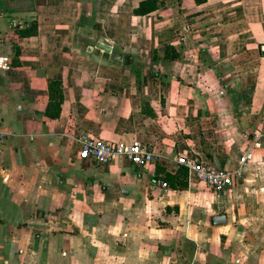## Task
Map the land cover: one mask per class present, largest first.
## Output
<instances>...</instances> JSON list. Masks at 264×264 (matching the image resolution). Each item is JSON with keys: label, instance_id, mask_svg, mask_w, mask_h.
<instances>
[{"label": "crops", "instance_id": "1", "mask_svg": "<svg viewBox=\"0 0 264 264\" xmlns=\"http://www.w3.org/2000/svg\"><path fill=\"white\" fill-rule=\"evenodd\" d=\"M140 1L17 0L0 15V264H264V0L137 16ZM79 134L154 160H79ZM243 157L223 192L159 183L179 158L232 170Z\"/></svg>", "mask_w": 264, "mask_h": 264}, {"label": "built area", "instance_id": "2", "mask_svg": "<svg viewBox=\"0 0 264 264\" xmlns=\"http://www.w3.org/2000/svg\"><path fill=\"white\" fill-rule=\"evenodd\" d=\"M3 136V127L0 122V141ZM76 142L80 145L77 153L78 159L93 162L97 166L110 165L116 158H122L136 166H144L151 163L155 155L152 149L140 142L129 145L114 144L87 134H79ZM178 163L187 169L188 177H193L199 185L218 193L240 183L244 174L245 157L241 158L236 168L232 170L219 169L207 162L196 161L193 158H179ZM159 183L161 187H167L164 182Z\"/></svg>", "mask_w": 264, "mask_h": 264}, {"label": "trees", "instance_id": "3", "mask_svg": "<svg viewBox=\"0 0 264 264\" xmlns=\"http://www.w3.org/2000/svg\"><path fill=\"white\" fill-rule=\"evenodd\" d=\"M32 3V0H29ZM93 4L96 0H90ZM164 0H142L140 1L138 7L133 11L137 16H147L156 12L159 7L163 4ZM196 5H201L205 0H193ZM17 4V0H0V15L9 13L13 11ZM32 30L22 29L17 31L19 37H27L34 35L36 33V25L33 23ZM166 58V56H165ZM133 75L135 77L139 76V71L133 70ZM49 105L46 108L45 114L49 118H57L60 114L61 104L63 101V95L61 90V83L58 81H53L49 85ZM187 169L180 166L175 174L165 173L162 180L170 189L172 190H183L187 188Z\"/></svg>", "mask_w": 264, "mask_h": 264}, {"label": "water", "instance_id": "4", "mask_svg": "<svg viewBox=\"0 0 264 264\" xmlns=\"http://www.w3.org/2000/svg\"><path fill=\"white\" fill-rule=\"evenodd\" d=\"M96 48L101 50V51H103V52H106V53H110L111 52V48L110 47H108V46H106L104 44H101V43L96 44ZM262 53L264 54V52H262ZM118 60H120V59L118 58ZM128 61H129V59H127V62ZM223 221H224L223 217H215V218L212 219V222L213 223L215 222L217 224H221V223H223Z\"/></svg>", "mask_w": 264, "mask_h": 264}]
</instances>
